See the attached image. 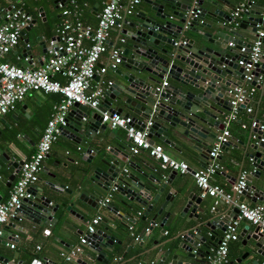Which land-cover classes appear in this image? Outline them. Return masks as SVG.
<instances>
[{
	"label": "water",
	"instance_id": "1",
	"mask_svg": "<svg viewBox=\"0 0 264 264\" xmlns=\"http://www.w3.org/2000/svg\"><path fill=\"white\" fill-rule=\"evenodd\" d=\"M233 1L143 0L137 12L124 18L120 32L125 37L121 53L122 64L120 67L113 68L117 79L104 91V96L113 101L114 106H108L110 101L101 100L97 111L87 117V106L74 103L66 115V121H72V128L76 134L72 140L85 149L84 157L90 156L86 160L83 159L89 165L91 173L88 183L85 184L90 194L85 196V194L77 193V200L90 199L89 204L95 207L101 192L112 184L116 186V191L123 195L124 200L121 203L124 207L131 209L129 202L132 201L145 206L141 219H144L148 212L155 210L146 235L154 224L162 228L161 232H164L165 224L180 229L179 234L170 239L171 241L169 240V246L160 251L157 261L151 264H191L190 261L194 257V264H200L208 254L209 247L218 244L220 233L224 231L229 220L238 213L233 201L246 202L250 191H252V200H262L264 141L251 144L250 147L256 151L244 154L243 158H248L253 170L245 176L246 186L242 194L238 198L233 197L232 202L224 205L223 210L221 209L223 203L208 209L203 202V197L198 195V191L186 193L188 189L182 182H174L160 201V194L165 190L166 185L171 183L169 179L162 182L156 193L151 195L149 192L155 180L153 176L137 171L139 176H129L124 180L118 178L117 173L120 167L118 160L109 161L104 155L98 154L96 163L91 156L93 154L95 156L98 148L88 143L94 142L97 146L103 143V131L106 126L101 123L100 113L108 110L129 116L132 122L140 127L144 123L137 117L150 121L148 133L150 143H153L154 137L176 151H184L191 156L197 152L200 156L207 157L212 140L223 127L221 115L230 110L231 96L228 90L239 85L245 73L237 64L241 56L238 49L240 46L247 48L253 43L256 37V24H262L264 21L262 17L243 19L242 15L248 16L249 11H244L239 18L233 19L229 13L234 7ZM242 1L249 4L248 0ZM52 2L53 7L57 8L58 0ZM96 6L97 3L94 4V9ZM1 9L2 6L0 11ZM196 9L199 11L197 17L186 23V11ZM38 11L44 22L46 19L43 17V9L38 8ZM255 14L258 15L259 12ZM36 25L35 16L31 15V20L22 30L20 37L24 30ZM40 36L41 34H37V39ZM182 36H186V42L175 46L174 41L180 40ZM229 42L233 45L230 46ZM263 59L264 51L261 62L256 67V70L264 73ZM253 73L256 74V72ZM164 77L170 80L169 84L161 91H155L154 87ZM261 87L264 88V80ZM14 120L18 126L17 120ZM8 128L11 131L10 126ZM262 135L264 136V132ZM117 138L120 142L117 148L125 156L127 141L124 136ZM9 139L10 133L6 137L0 136V145H4ZM229 145L230 140L223 145L222 149L226 150ZM3 157L8 158L6 154L0 153L1 161ZM21 162V160L6 162V167L11 166L14 169L8 176L6 187L11 185ZM102 166L106 168L103 169ZM39 172L42 173L43 168H40ZM172 173L174 176L175 172ZM55 175L58 173L51 174L52 177ZM252 178L256 181L253 182ZM157 182L155 180V183ZM29 190L31 197L24 201L13 221L28 220L37 225L53 226L56 220L54 214L58 207L69 213H73L72 206L78 207V204L74 203L75 199L70 190H63V187L53 183H47V188L43 189V192L35 193L33 184ZM61 190L68 194L67 201L56 200L52 203L50 192H61ZM148 201H150L149 204H147ZM106 207L109 208V204ZM182 213L186 214V217H183ZM85 215L92 214L86 212ZM157 215L159 220L155 222ZM102 224L107 225L106 220L103 219ZM108 225L113 230L114 226ZM202 230L210 233L207 242ZM106 231L107 233H103L100 229H96L89 235L87 241L94 255H88L90 262L78 260V264H93V262L113 264L106 257V251L112 253L113 243L119 242L110 234L111 230ZM145 236H142L141 240H144ZM178 237L180 240L175 241ZM238 239L245 249L241 258L252 257L250 264H257L258 256L263 257L264 260V235L259 233L257 228L249 230L245 235L243 231L240 232ZM133 241L131 240L130 243ZM199 244L206 249L204 252L196 249ZM143 254L135 253L125 262L120 261L114 264L127 262L146 264L145 261L139 260ZM0 260L6 262V259L2 257Z\"/></svg>",
	"mask_w": 264,
	"mask_h": 264
},
{
	"label": "crops",
	"instance_id": "2",
	"mask_svg": "<svg viewBox=\"0 0 264 264\" xmlns=\"http://www.w3.org/2000/svg\"><path fill=\"white\" fill-rule=\"evenodd\" d=\"M52 1L53 0H0V6H2L0 17L3 10H5L9 4L13 3L24 10L29 11L31 15H34L37 23L36 27L31 26V28L24 30V33L19 38L16 46L3 56L4 61L33 69L38 67L43 59L47 57V52L44 51V47L47 45L48 40L53 36L54 27L60 19V9L58 7L54 8ZM77 1L85 4L81 14V20L84 23L94 26L96 23V12L106 0ZM239 1L240 0H234V6ZM248 1L250 4L248 9L249 14L248 16L242 15V18L262 17L263 0ZM123 2L124 0H122V3ZM95 3H97L96 9H94ZM142 3L143 0H139L134 7L133 13L138 11L139 6ZM38 8L43 9V17L46 19L44 21L45 23L42 22V16H40ZM256 12H259V14L256 15ZM128 17H130V15ZM262 28L264 30V21L262 23ZM37 34H41L39 39H37ZM119 34L120 33H118L117 30H111L108 38V45L117 43V38L121 35ZM185 37L186 36H182L180 39H186ZM242 39L245 40L244 37H242ZM26 43L28 44V47L25 46ZM85 44L87 43L85 42ZM124 44L125 42L123 45ZM106 60L107 54H101L97 66H99V64H104ZM121 64L122 62L117 64L116 68L120 67ZM54 78L62 81V78L59 75H55ZM104 78L113 82L117 79V75L113 69L108 68L104 73ZM161 81H166L167 85L170 82V80L165 77L161 79L160 82ZM263 94L264 88L260 85L252 97V112L246 113L244 109H239L235 118L229 123L228 131L230 134V145L226 150H222L218 157V162L221 164L223 171L217 172L211 176V184L217 185L228 191L231 184L237 180V177L241 172L245 171L248 174L253 170L248 158H243L245 153H253L256 151L250 147L254 142L253 139L250 138V131L247 125L251 117H255L261 122L264 121ZM59 99L60 95L57 93L45 94L35 91L25 95L24 98L16 104L13 110L0 116V136L6 137L7 134L10 133L9 141L4 145H0V153H4L8 157L7 159L3 157V161L0 160V201L7 196L8 188L10 186L6 187L5 184L8 176L14 171L11 166L6 167V162L22 161L29 157L34 150L37 139L46 124L49 114ZM105 100L108 102L110 101L106 96H103V101ZM108 102H106V105H108ZM110 102L111 103L108 106H114L115 103L113 101ZM95 111L97 110L93 111L87 108L86 116L88 117ZM227 113L228 111L221 115V121ZM14 119L17 120L19 127L16 125ZM137 119L143 123L146 122L139 117H137ZM66 124L63 127L64 131H61L62 134H60L57 140L51 144L49 152L41 164L43 172H39L37 181L33 183V191L35 193L39 191L43 192V189L47 188V183H53V185L61 186V188L63 187V190H70L75 199L74 203L78 204L79 208L72 206L71 209L73 213H69L58 207V210L54 214L56 220L53 226L37 225L28 220H22L20 222L8 221L2 227L3 233L0 238V257L6 259V262L0 260L1 264H36V262L38 264H78V260L89 261L88 255H94V251L89 244L82 245V252L69 263L63 261L60 257V252H66L71 246L78 243L79 236L85 233L87 221L96 214L101 216V220L96 225V229H100L103 233H107V229L111 230L110 234L119 242L113 243L114 251L112 253L106 251V257H108L113 264L120 261L125 262L135 253H144L139 260L145 261L146 264L156 262L160 251L162 252V249L164 250L169 246V240L179 234L180 229H175L165 224L163 226L164 232H161L162 228L159 225L154 224L146 235V232H143V230L145 227H149L151 216L155 210L148 212L144 219H141V216L145 211V206L143 207L141 204L132 201L129 202L132 206L131 209H127L121 203V201L124 200L123 195L116 190H113L112 184H110L106 190L102 191L98 198L99 201L107 197L109 199L107 203V205L109 204V208L106 206H100L98 202L95 207H92L89 204L90 199H87L86 201L77 200V193L85 194V196H89L90 194L89 189L87 190L85 187V184L88 183V177L91 175L88 168L89 165L85 160L90 156L86 157L85 155L84 157L85 149L72 140L76 137L72 128V121L69 120ZM242 125H245V127H242ZM9 126L11 131L8 128ZM118 136H124L122 128L109 129L105 127L103 131V143L101 145L97 146L94 142L88 143L89 145L91 144L95 148H98L96 152L97 156L96 154L95 156L93 154L91 158H94V161L97 163L99 158L98 154H102L109 161L118 160L120 167L117 177L122 180L129 176H139L137 171H142L147 175L153 176L158 182L155 183V180H153V188H151L149 192L151 195L156 193L162 182L169 179L171 183L170 185L167 184L165 190L160 194V201L163 199L166 190L171 188L174 182H182L188 189L186 190V193L189 191H198L189 174L180 175L175 173L173 176V173L165 165L149 156L146 150H139V152L133 154L129 150V141L126 138L127 145L125 149L127 150V154L123 156L121 151L117 148L120 144L117 138ZM153 140V143L162 146L163 151L169 157L184 161L193 169L202 167L208 161L207 157L200 156L197 152H194L191 156L184 151L179 152L174 150L154 137ZM258 150L262 151L260 148H258ZM102 167L103 169L106 168L105 166ZM54 173H58V175L52 177L51 174ZM252 181L255 182V178H252ZM63 190H61V192H50L49 195L52 203H55L56 200L67 201L68 194ZM202 199L206 207L211 209L213 205L212 198L205 196ZM259 202L260 201L257 199L252 200V191H250L246 203L248 205H255ZM149 203L150 201L147 202V204ZM219 203L223 202H218L216 205H219ZM224 205H226V203H223L221 206L222 210L225 208ZM86 212L91 213L92 215L87 216L85 215ZM137 212H140V215H137ZM182 214L183 217H186V214ZM103 219L106 220L107 225L102 224ZM131 219L133 222L131 223V229L129 230L127 226ZM158 220L159 215L155 218V222ZM9 223H12V225H9ZM108 224L114 226L113 230ZM252 229L253 227L243 220H241L236 227L238 235H240V232L242 231L245 235L246 232ZM202 231L207 242L210 233L207 230ZM131 233L134 235L141 234V238L142 236H146L144 240L140 239L139 241H135ZM131 240L134 241L130 243ZM179 240V237L175 239V241ZM10 243L13 244L12 248L9 247ZM210 248L212 247L210 246L209 249ZM196 249H200L203 252L206 250L200 244L196 246ZM244 252L245 249L238 238L230 241L227 248L228 263L250 264L252 257L245 256L241 258ZM194 258L190 261L191 264L195 263ZM263 262V257L258 256L257 264H262ZM93 264L101 263L93 262ZM125 264L136 263L127 262Z\"/></svg>",
	"mask_w": 264,
	"mask_h": 264
},
{
	"label": "built area",
	"instance_id": "3",
	"mask_svg": "<svg viewBox=\"0 0 264 264\" xmlns=\"http://www.w3.org/2000/svg\"><path fill=\"white\" fill-rule=\"evenodd\" d=\"M139 0H106L96 12V23L91 26L81 20L84 3L77 0H66V4L57 2L60 9V19L54 27L53 36L46 45L47 57L42 63L33 69L21 67L3 60L14 46H16L22 30L29 24L31 14L17 6L9 4L3 10L0 17V116L13 110L16 104L25 95L35 91L42 93H57L60 99L49 114L46 124L41 131L33 152L25 160H22L13 182L8 188L7 196L0 201V238L2 227L8 221L17 217L24 201L31 197L30 186L38 179L41 164L49 152L50 146L60 136L62 128L66 124L67 112L74 103L87 106L91 110H97L99 103L103 100L104 91L111 85L112 81L104 78L108 68H115L121 62L122 46L125 37L120 33L123 27L124 18L133 14L135 5ZM250 4L239 1L230 11L233 19L239 18L240 14L248 11ZM198 9L186 11L187 22L197 17ZM262 18L264 19V0ZM120 33L117 43L108 45V38L111 30ZM256 37L253 43L248 46H240L241 53L237 64L245 72L241 83L228 90L230 110L223 117V127L215 135L207 153L208 161L202 167L190 169L184 161L169 157L160 144L150 143L148 138L150 121H146L142 127L132 122L129 116L121 115L118 112L104 110L100 113L101 123L109 129L122 128L124 137L129 141V150L135 154L139 150H146L149 156L165 165L171 172L180 175L189 174L193 180L198 195L212 198L213 208L218 202L230 203L233 197H239L245 189V171L241 172L237 180L231 184L228 191L210 183V178L223 168L218 162L222 147L229 141V123L235 118L239 109L246 113L252 112V97L257 88L263 84L264 73L256 70L261 62L264 51V30L262 24H256ZM85 42L87 44H85ZM185 39L174 41V45L184 44ZM230 46L233 44L228 43ZM28 47V44H25ZM107 54L104 64L97 66L101 54ZM253 72H256L254 75ZM59 75L62 81L54 78ZM253 82V83H252ZM167 85L161 81L154 87L155 91H161ZM264 101V94H263ZM84 120V118H82ZM245 127V125H242ZM247 127L250 131V138L254 144L264 141V121L251 117ZM125 171V170H124ZM113 190L116 186L113 185ZM108 198L99 200L100 206H106ZM238 213L230 219L226 228L220 234L218 244L210 248L208 254L200 264H229L227 259L228 243L238 238L236 227L243 220L259 233L264 235V196L255 205H248L243 201H233ZM140 215V212H137ZM101 216L96 214L86 223L85 233L78 238V243L70 247L66 252L61 251L60 257L65 263L71 262L82 252V245L89 244L88 237L96 230ZM129 220L127 228L131 229ZM145 227L143 232H147ZM133 239L139 241L141 234H133ZM9 247H13L10 243ZM1 264V261H0ZM264 264V262L262 263Z\"/></svg>",
	"mask_w": 264,
	"mask_h": 264
},
{
	"label": "trees",
	"instance_id": "4",
	"mask_svg": "<svg viewBox=\"0 0 264 264\" xmlns=\"http://www.w3.org/2000/svg\"><path fill=\"white\" fill-rule=\"evenodd\" d=\"M58 2H60L61 4H66V0H63V1H60V0H58ZM18 6V5H17ZM23 9V8H22ZM29 12V11H28Z\"/></svg>",
	"mask_w": 264,
	"mask_h": 264
}]
</instances>
